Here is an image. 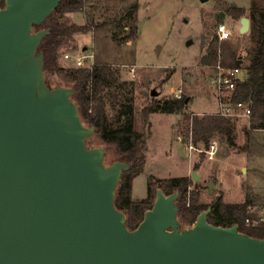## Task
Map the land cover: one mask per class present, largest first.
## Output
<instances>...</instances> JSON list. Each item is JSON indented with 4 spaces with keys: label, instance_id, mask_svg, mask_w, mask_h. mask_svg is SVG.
Segmentation results:
<instances>
[{
    "label": "water",
    "instance_id": "obj_1",
    "mask_svg": "<svg viewBox=\"0 0 264 264\" xmlns=\"http://www.w3.org/2000/svg\"><path fill=\"white\" fill-rule=\"evenodd\" d=\"M61 1L5 0L0 10V264H264V239L211 225V208L182 228L179 192L158 189L129 230L115 201L130 166L107 165L106 149L87 144L99 121L85 126L74 91L47 84L39 47L50 31L34 27Z\"/></svg>",
    "mask_w": 264,
    "mask_h": 264
},
{
    "label": "rangeland",
    "instance_id": "obj_2",
    "mask_svg": "<svg viewBox=\"0 0 264 264\" xmlns=\"http://www.w3.org/2000/svg\"><path fill=\"white\" fill-rule=\"evenodd\" d=\"M137 0H90L88 14L71 13L58 17L66 24L84 25L93 19L94 28L68 39L61 49L59 65L77 68L78 58H85L86 66L104 63L111 66L116 82L107 93L118 92L121 101L133 104L134 127L147 136V160L144 173L134 180L133 199L148 197L151 181L188 177L196 170L199 181H193L201 203L211 204L221 200L224 204L249 202L247 216L256 217L264 208V128L256 127L252 118L233 121L234 145L216 136L213 142L217 153L210 160L198 153L190 154L189 133L194 116L219 114L215 92V72L202 68L199 63L208 42L217 34L220 24L227 27L231 40L239 45L243 69L249 64L253 49L249 32L241 34V19H232L225 12L230 5L246 11L248 18L252 0H156V6L146 15L137 43L123 41L122 27L117 21ZM96 4V5H95ZM116 33L117 39L113 38ZM68 55L69 59H65ZM136 68L135 77L130 73ZM244 75V73H243ZM170 77V79H168ZM69 88L71 83L63 78H53L52 88ZM157 92V99L174 98L177 94L189 100L188 112L175 115L155 113L148 118L143 109L149 106ZM229 104V97L224 99ZM107 122L116 128V113L107 108ZM91 148L107 145L98 137L91 138ZM203 148V147H199ZM114 150L106 154V164L116 159ZM200 167L197 168V165ZM190 197V193L189 196ZM246 219V218H245Z\"/></svg>",
    "mask_w": 264,
    "mask_h": 264
},
{
    "label": "trees",
    "instance_id": "obj_3",
    "mask_svg": "<svg viewBox=\"0 0 264 264\" xmlns=\"http://www.w3.org/2000/svg\"><path fill=\"white\" fill-rule=\"evenodd\" d=\"M221 7L220 0H217ZM93 6L90 0H62L57 9L41 27H34V32L46 29L50 33L42 41L39 52L44 55V71L47 84L52 85L53 78H63L71 83L69 89L74 91L73 102L77 105L82 122L87 127H93L99 121L95 135L98 136L109 149L117 153L115 162L125 163L130 169L123 173L119 186L115 205L118 210L127 217V227L135 230L144 219L147 211L151 210L156 192L161 189L166 196L179 192L177 206L179 208L178 219L182 228L192 227L199 215L211 208L207 220L217 227L240 226V232L257 239H264V224L250 227L245 224V218L249 209V202L243 204H224L221 200H215L211 204L201 203L196 188L189 189L196 184L188 177L163 179L151 181L148 186V197L143 200L133 199L134 180L144 173L147 160V136L139 134L134 127L135 110L133 104L122 102L121 95L107 92L113 88L116 82V74L111 66L104 63L94 64L92 68H63L59 65L61 49L67 44L68 39L75 35L86 34L93 28V19L84 25L66 24L59 17L71 13L88 14L87 7ZM5 8V0H0V10ZM226 14L232 19H242L246 11L242 8L230 5ZM138 14V5L131 6L125 15L117 23L122 27L123 41H134L137 38V28L131 24L135 22ZM248 19L250 20L249 36L254 47L249 55V64L243 67V58L238 44L230 40H220L216 34L208 42L205 54L200 60V67L215 69L218 66L227 69L240 68L245 77L238 81L236 89L231 96V104H242L252 112V122L256 127L264 128V0H252ZM132 26L125 33L124 26ZM113 38L117 39L116 33ZM170 79V77L168 78ZM61 87V86H59ZM187 98H153L151 104L143 109V116L148 118L151 114L162 113L169 115H182L188 110ZM116 113L119 127L113 128L107 122V108ZM220 136L230 145H234L235 129L233 121L218 114L194 116L192 118V143L195 147L208 149L213 139ZM90 147L91 139L87 142ZM106 153V154H107ZM200 156L204 157V154ZM190 193V197L189 196Z\"/></svg>",
    "mask_w": 264,
    "mask_h": 264
},
{
    "label": "built area",
    "instance_id": "obj_4",
    "mask_svg": "<svg viewBox=\"0 0 264 264\" xmlns=\"http://www.w3.org/2000/svg\"><path fill=\"white\" fill-rule=\"evenodd\" d=\"M217 35L220 40H230L231 34L227 30V27L223 24H220L217 28ZM65 59H69V56L66 55ZM77 68H92L94 64H90L86 66L85 58L81 57L77 59L76 62ZM215 72V92L216 98L221 103V112L218 114L222 117L229 118V119H239V118H250L251 110L246 106L239 104L237 106H233L231 104V96L236 89V84L238 81L244 78L243 70L240 68L235 69H227L218 66L217 68L213 69ZM136 68L132 67L130 69V73L133 77H135ZM229 97V104L226 105L224 102L225 98ZM175 98L181 99V95H176ZM190 144L188 150L190 154L198 153L199 155L204 154L210 160L214 159L217 153V145L216 143H212L208 149H200L194 146L192 143V132L190 133ZM245 224L250 227L259 226L264 224V208L261 209L256 217L248 216L245 219Z\"/></svg>",
    "mask_w": 264,
    "mask_h": 264
},
{
    "label": "crops",
    "instance_id": "obj_5",
    "mask_svg": "<svg viewBox=\"0 0 264 264\" xmlns=\"http://www.w3.org/2000/svg\"><path fill=\"white\" fill-rule=\"evenodd\" d=\"M139 3H140V0H137L136 1V3L135 4H133V5H138V14L135 16V22L134 23H132L131 25L133 26V27H136L137 28V38L134 40V41H129V42H133L134 44L135 43H137L138 41H139V38H140V33H141V30H142V28H143V22H144V20H146L147 19V17L145 16V14L148 16V15H150V10L153 8V7H155L156 6V0H151V2H150V5L148 6V8L146 9V11L143 13V12H141L140 11V8H139ZM96 5V4H95ZM133 5H131V6H133ZM125 26V24H122V26H124V32L125 33H127V32H129V30L132 28V26ZM216 100H217V98H216ZM188 102H189V100H188ZM218 102V107H219V109H220V107H221V103H219V101H217ZM188 112V110L187 111H185L183 114H186ZM182 114V115H183ZM176 116V118H178L180 115H175ZM241 118H239V119H232V121H237V120H240ZM192 124V123H191ZM136 130V129H135ZM137 131V130H136ZM191 132H192V127H191ZM190 132V133H191ZM190 133L188 134L189 136H190ZM220 137V136H219ZM212 143H215V142H212ZM133 186H134V184H133Z\"/></svg>",
    "mask_w": 264,
    "mask_h": 264
},
{
    "label": "flooded vegetation",
    "instance_id": "obj_6",
    "mask_svg": "<svg viewBox=\"0 0 264 264\" xmlns=\"http://www.w3.org/2000/svg\"><path fill=\"white\" fill-rule=\"evenodd\" d=\"M243 73H244V71H243ZM244 77H245V73H244ZM251 115H252V112H251ZM251 117V116H250Z\"/></svg>",
    "mask_w": 264,
    "mask_h": 264
}]
</instances>
